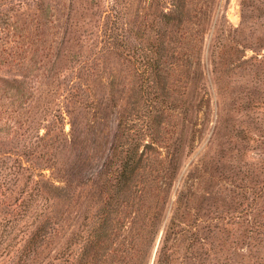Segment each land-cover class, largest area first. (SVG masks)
<instances>
[{"label": "rangeland", "instance_id": "1", "mask_svg": "<svg viewBox=\"0 0 264 264\" xmlns=\"http://www.w3.org/2000/svg\"><path fill=\"white\" fill-rule=\"evenodd\" d=\"M131 153L143 264L174 218L183 264H264V0H0V264H70L82 158Z\"/></svg>", "mask_w": 264, "mask_h": 264}, {"label": "trees", "instance_id": "2", "mask_svg": "<svg viewBox=\"0 0 264 264\" xmlns=\"http://www.w3.org/2000/svg\"><path fill=\"white\" fill-rule=\"evenodd\" d=\"M110 158L108 157L106 162ZM82 159L87 163L84 172L90 173L89 180L95 187V193L85 195L83 198L82 195H78L75 201L76 205L81 206L84 199L85 206L91 207L85 209V213H90V216L84 220L89 221L82 229L78 226L72 234L74 250L70 264H143L146 247L150 244L155 245V239H151L152 232L149 230L154 219L141 214L145 211L143 203L147 192L143 187H137L132 183L140 177L145 179L139 169L147 158L142 154L131 153L124 164L111 174H106L103 170L106 167L105 161L92 172L88 165V161H91L88 154ZM106 176L110 177L109 185L104 182ZM50 187V190L60 192L66 188L53 185ZM124 218L128 220L127 225L124 224ZM175 222L174 218L170 225L163 227L153 264L184 263L180 261V257L186 239L184 235L186 229ZM45 231V226L42 225L39 232L42 234ZM142 246L144 247L141 249ZM191 247L190 244L186 245L185 251Z\"/></svg>", "mask_w": 264, "mask_h": 264}]
</instances>
